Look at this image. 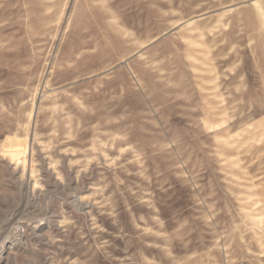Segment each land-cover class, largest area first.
Here are the masks:
<instances>
[{
	"label": "rangeland",
	"instance_id": "374dc122",
	"mask_svg": "<svg viewBox=\"0 0 264 264\" xmlns=\"http://www.w3.org/2000/svg\"><path fill=\"white\" fill-rule=\"evenodd\" d=\"M1 245L264 264V0H0Z\"/></svg>",
	"mask_w": 264,
	"mask_h": 264
},
{
	"label": "bare ground",
	"instance_id": "6f19581e",
	"mask_svg": "<svg viewBox=\"0 0 264 264\" xmlns=\"http://www.w3.org/2000/svg\"><path fill=\"white\" fill-rule=\"evenodd\" d=\"M0 247H2V245H1ZM1 249H2V248H1Z\"/></svg>",
	"mask_w": 264,
	"mask_h": 264
}]
</instances>
